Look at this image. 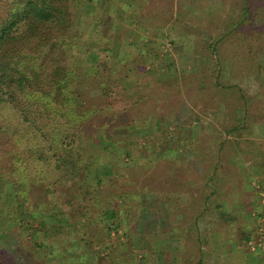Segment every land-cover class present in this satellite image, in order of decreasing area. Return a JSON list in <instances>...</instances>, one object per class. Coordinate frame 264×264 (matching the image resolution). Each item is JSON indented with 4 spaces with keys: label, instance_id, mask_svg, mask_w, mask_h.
Instances as JSON below:
<instances>
[{
    "label": "trees",
    "instance_id": "1",
    "mask_svg": "<svg viewBox=\"0 0 264 264\" xmlns=\"http://www.w3.org/2000/svg\"><path fill=\"white\" fill-rule=\"evenodd\" d=\"M106 1L128 10L129 15L123 18L125 25L143 20L149 27L152 25L153 16L144 10L147 6L153 11L151 0H0V219L18 221L0 225V264H98L96 250L86 255L82 245L89 242L90 236L97 245L104 242L98 234L103 220L94 214L90 191L82 188L90 167H98L92 145L105 143V128H113L107 125L103 130L107 122L104 115L114 117L128 110L119 65L129 58L128 46L141 49L140 41H127L116 25L112 35L100 34L108 13L103 8ZM236 4L240 5V13L203 38V48H210L217 60H212L211 53L203 59L206 65H218L216 83L222 67L229 71L240 68L244 81L255 84L260 75L259 55L264 52L259 40L264 43V14L260 11L263 3L237 0ZM91 20L95 23L93 29L89 28ZM185 34L186 40L192 42V37ZM246 35L257 39L256 47L240 43ZM226 41L229 66H224L223 59ZM82 59H87L86 66L79 63ZM229 88L240 97L243 89L237 83ZM252 95L257 102L264 91L256 90ZM140 100L142 96L133 102ZM163 101L159 102L160 108ZM223 102L229 116L233 112ZM249 102L244 96L240 116L233 123L227 121L223 130L241 137L235 143L244 150L256 179L262 181L258 177H263L264 138H254L246 130L252 125L264 128V109L256 116V108H251ZM181 103L180 110H189L185 99L181 98ZM183 113L189 120V113ZM154 115L160 118L158 113ZM174 119L177 125L183 122ZM203 138L195 140L193 147L183 142L180 157L173 147L166 149V162L163 166L159 162L164 176L157 175L161 177V193L151 187H138L134 197L141 198L136 205L143 207L144 218H133L136 231L140 239L146 240L164 225L173 231L170 243L174 252L161 264H241L243 260L238 258L250 264L252 256L247 252L238 249L228 255L227 249L219 251L209 239L208 231L220 230V222L229 226L235 218L233 212L239 210L236 205L241 185L237 176L230 177L240 162L229 156L226 141L214 151L215 142L203 143L207 141ZM150 150L149 157L143 160L158 157L159 151ZM223 176L233 181L229 183V200L227 196L221 199L228 189ZM126 205L135 206L130 202ZM88 207L90 217L85 231L71 234L72 229H63L73 222L71 217L85 214ZM35 220L39 221L34 224ZM42 222L59 226L55 236L41 227ZM137 244L144 247L142 241ZM154 245L153 242L150 250ZM45 251L48 255L44 257Z\"/></svg>",
    "mask_w": 264,
    "mask_h": 264
},
{
    "label": "rangeland",
    "instance_id": "2",
    "mask_svg": "<svg viewBox=\"0 0 264 264\" xmlns=\"http://www.w3.org/2000/svg\"><path fill=\"white\" fill-rule=\"evenodd\" d=\"M236 1L151 0L153 11H149L147 6L144 7L147 14L153 16L150 19V23L152 22L150 27L145 20L139 24L132 21L125 25L123 18L129 15L128 10L119 9L123 8L121 6H112L109 1L104 3L103 8L108 13L104 15L105 23L102 25L100 34L102 36L112 35L116 25L118 30L127 36V41L137 44L140 41L141 49L135 50L131 45L128 46L131 53L125 54L129 58L123 60V63L119 65L118 73L123 75L122 85L128 110L114 114V117H111L112 115L109 113L104 115L107 122L104 123L106 125L103 126V130L107 125H113V128L111 131L105 128V143L92 145L97 155L98 167L96 170L95 165L90 167L88 180L82 188L84 191H90L89 196L93 198L94 214L103 220L98 234L103 237L104 242L97 245L91 241L92 237L90 236L89 242L82 245V250L86 255L92 249L96 250L98 264H161L168 255L170 258V255L173 254L174 247L170 240L174 237L171 229L164 225L162 227L164 229L150 233V239L147 236V240L140 239L133 220V218H144L143 207L136 205L141 198L136 200L134 197L138 192V187L142 185L145 189L151 187L160 193L162 191L160 176H164L165 171L159 162H162V166L166 162L167 148L173 147L178 152L177 156L180 157L179 151H182L183 142L193 147L195 140L204 137L203 140L207 139V141H203V143L210 144L209 140L215 142L214 151L222 146L220 144L222 141H226L228 145L225 148L229 151V156L238 158L240 164L241 161H244L239 158L241 155L245 157L244 150L235 143L241 137H235L233 134L225 132L223 128L227 121L229 124L233 123L236 117L240 116L244 96L250 99L249 106L256 108V116L262 113L264 96L260 100L257 99V103L252 97V93H255L256 90L264 91V52L259 55L258 70L260 75L255 84L244 81L245 76H241L243 71L240 68L229 71L222 67H220V78L217 79L220 83H216L214 76L218 65L215 64L214 67L206 65V60L203 59L205 54L211 53L212 60H217L210 48L207 46L203 48L206 43L203 38L206 34H214L220 30V24H228L229 17L237 16L240 13L241 8L239 4H236ZM262 3V8H259L263 15L264 0ZM94 25V20H91L89 28L93 29ZM185 33L192 37V42L186 40ZM259 40L264 46L261 41L263 39ZM242 41L243 44L245 43V47L247 44L251 45L249 47L257 44V39L250 35L244 36L240 43ZM85 43L93 46L92 42ZM215 45L217 46V44ZM223 48L224 66H229V41L224 43ZM238 50L243 53V48L240 46H238ZM134 51L137 54H134ZM218 57L221 56L218 55ZM87 62V59L79 61L83 66H86ZM233 83H237L239 88L243 89L240 97H236L233 90L229 88V85ZM149 94L152 97L146 96ZM138 96H142V100L133 102ZM181 98L189 104V110L186 107L180 110ZM162 99L164 100L163 107L160 108L159 102ZM223 101L228 103L229 112H233L229 113V116L225 114ZM176 110L178 113H174ZM185 111L189 113V120H187L188 117H184L183 112ZM154 113H158L160 118L155 117ZM174 117L183 119V122L175 124ZM158 120L159 126L157 125ZM246 131L254 138H264L263 127L252 125ZM258 134L261 136H257ZM110 142L114 147H110ZM151 148L159 151L158 157L153 161L151 159L143 160V158L149 157ZM231 160L234 161L232 158ZM249 164L251 165V163ZM236 167L230 178L237 176L238 184L241 185L239 193H242L244 183L247 184L249 180L239 174ZM260 173L264 177V172ZM252 177L256 184L259 185L260 182L264 184L262 176L258 177L262 178V181L256 179L257 176L254 173L250 178ZM136 178L139 181H136ZM229 180V176L222 177V182L228 185L226 187L228 189L227 193L223 192L224 196L221 199L227 196L229 200ZM252 185L249 187L254 190L255 184ZM128 195L131 196L128 197ZM87 196L88 194H85V198ZM235 196L237 195L235 194ZM128 202L135 206L132 205L133 208H130V205H126ZM157 211L162 213L163 209L158 207ZM174 213H176L175 210ZM88 217H90L89 207L85 214L71 217L73 222L63 229L67 231L72 229L69 231L71 234L85 231ZM35 221L34 224L39 220ZM17 222L13 219H0L1 226L17 224ZM237 223V221H231L229 226H224V223L220 222V230H214L213 233L211 230L208 231L209 239L216 249L219 251L227 249L226 252L229 255L231 240L235 242V245H239L241 250L249 248L247 241L250 238L243 239L240 229L237 228ZM44 226L46 232L52 236H55L54 233L59 228L53 222H42L41 227ZM230 234L233 235V239L229 237ZM141 241L144 247L137 244ZM152 241L156 245L150 250ZM43 255L45 257L48 253L45 251ZM261 255L264 257V252ZM237 258L235 256V259ZM238 260L244 261L243 258H238ZM243 261L240 263L243 264Z\"/></svg>",
    "mask_w": 264,
    "mask_h": 264
},
{
    "label": "crops",
    "instance_id": "3",
    "mask_svg": "<svg viewBox=\"0 0 264 264\" xmlns=\"http://www.w3.org/2000/svg\"><path fill=\"white\" fill-rule=\"evenodd\" d=\"M257 136H261V134H258ZM239 158L241 160L244 159V161H241L240 167L238 166L237 168V172L245 179L247 178L249 181L247 184H245L246 182L244 183V188L241 190L242 193H239L238 195V197H240L236 207L239 208V210L235 213L233 212L232 216L235 218H232V221L238 222L237 228L240 229L243 239L245 237L252 239L255 238L256 240L260 241L264 233V184L260 182L258 185V183H255L253 177L250 178L254 172L251 165L249 164L250 161L247 160L248 158L246 156L243 157L242 155L239 156ZM262 172H264V169ZM229 183H231L230 180ZM251 183L253 185L255 184L254 190L249 187L252 185ZM229 237L233 239V235ZM234 243L235 242L231 240L229 245L230 252L240 249L239 245H235ZM242 250H245V252L252 256L250 259V264H264V257L261 255L263 254L264 249H262L260 246H256L254 250L250 248H242Z\"/></svg>",
    "mask_w": 264,
    "mask_h": 264
},
{
    "label": "built area",
    "instance_id": "4",
    "mask_svg": "<svg viewBox=\"0 0 264 264\" xmlns=\"http://www.w3.org/2000/svg\"><path fill=\"white\" fill-rule=\"evenodd\" d=\"M247 245L252 250H254L256 248V246H260L262 249H264V233H263V237L260 239V241L252 239V238L248 239Z\"/></svg>",
    "mask_w": 264,
    "mask_h": 264
}]
</instances>
